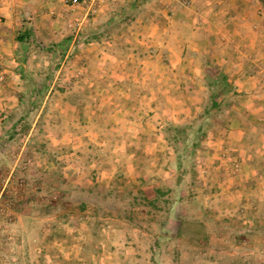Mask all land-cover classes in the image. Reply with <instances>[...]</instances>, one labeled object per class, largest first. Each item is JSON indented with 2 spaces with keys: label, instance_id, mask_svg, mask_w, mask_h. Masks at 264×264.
Masks as SVG:
<instances>
[{
  "label": "rangeland",
  "instance_id": "rangeland-1",
  "mask_svg": "<svg viewBox=\"0 0 264 264\" xmlns=\"http://www.w3.org/2000/svg\"><path fill=\"white\" fill-rule=\"evenodd\" d=\"M17 8L0 264H264V0Z\"/></svg>",
  "mask_w": 264,
  "mask_h": 264
},
{
  "label": "crops",
  "instance_id": "crops-1",
  "mask_svg": "<svg viewBox=\"0 0 264 264\" xmlns=\"http://www.w3.org/2000/svg\"><path fill=\"white\" fill-rule=\"evenodd\" d=\"M26 0H0V16L7 17L3 21L0 20V40H6L8 35H10L5 27H8L10 23L14 22L16 18L12 15L17 14V8L20 4L25 3ZM12 17V18H11ZM10 18V21L8 20Z\"/></svg>",
  "mask_w": 264,
  "mask_h": 264
},
{
  "label": "built area",
  "instance_id": "built-area-1",
  "mask_svg": "<svg viewBox=\"0 0 264 264\" xmlns=\"http://www.w3.org/2000/svg\"><path fill=\"white\" fill-rule=\"evenodd\" d=\"M88 0H61V2L67 6H75L84 3Z\"/></svg>",
  "mask_w": 264,
  "mask_h": 264
}]
</instances>
